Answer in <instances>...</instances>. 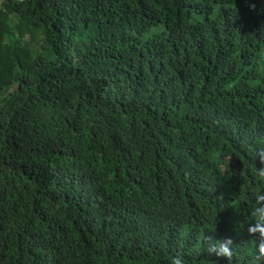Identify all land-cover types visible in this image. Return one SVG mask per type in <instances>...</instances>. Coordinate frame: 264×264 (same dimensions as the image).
<instances>
[{"label":"trees","instance_id":"obj_1","mask_svg":"<svg viewBox=\"0 0 264 264\" xmlns=\"http://www.w3.org/2000/svg\"><path fill=\"white\" fill-rule=\"evenodd\" d=\"M260 149L264 0H0V264H258Z\"/></svg>","mask_w":264,"mask_h":264},{"label":"clouds","instance_id":"obj_2","mask_svg":"<svg viewBox=\"0 0 264 264\" xmlns=\"http://www.w3.org/2000/svg\"><path fill=\"white\" fill-rule=\"evenodd\" d=\"M255 156L258 157L260 163L264 165V149L256 151ZM229 162L230 158L225 164H228ZM255 174L257 179L261 183H264V167L256 169ZM241 175H243V173H241ZM251 216L254 218L255 224H250L247 231L249 236L257 237L256 240L252 241L255 244L253 258L258 264H264V194H256V207L252 210ZM206 242L208 245L207 251L209 253H215L218 257H224L229 262L233 260L234 247L231 238L214 242L208 237L206 238ZM171 264H185V261L181 255H177L171 260Z\"/></svg>","mask_w":264,"mask_h":264},{"label":"rangeland","instance_id":"obj_3","mask_svg":"<svg viewBox=\"0 0 264 264\" xmlns=\"http://www.w3.org/2000/svg\"><path fill=\"white\" fill-rule=\"evenodd\" d=\"M217 239L219 240V236L217 237Z\"/></svg>","mask_w":264,"mask_h":264}]
</instances>
